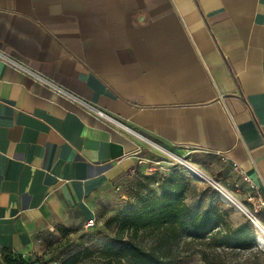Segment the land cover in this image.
Here are the masks:
<instances>
[{"label":"crops","instance_id":"obj_1","mask_svg":"<svg viewBox=\"0 0 264 264\" xmlns=\"http://www.w3.org/2000/svg\"><path fill=\"white\" fill-rule=\"evenodd\" d=\"M0 251L30 256L114 196L144 143L224 160L264 195V0H0Z\"/></svg>","mask_w":264,"mask_h":264},{"label":"rangeland","instance_id":"obj_2","mask_svg":"<svg viewBox=\"0 0 264 264\" xmlns=\"http://www.w3.org/2000/svg\"><path fill=\"white\" fill-rule=\"evenodd\" d=\"M151 144L156 145L152 142ZM157 146L159 147L144 143L141 154H139L140 157H137L126 176L115 185L114 196L95 213V226L93 229L73 233L67 239L52 236L30 256L22 258L26 262H37L36 264H63V260L67 256L80 249L85 250L90 247L94 251H98L105 246H118L125 243L126 239L117 240L115 238L117 223L107 226L110 220L123 213L129 205H134L139 197L157 195L159 177L171 173H180L190 183L185 197V203L188 206L203 210L208 203L215 200L219 201L223 208L228 211L227 220L232 227L247 223L251 228L255 240L253 246L248 250H226L223 253L225 262L229 264H264V247L257 243L250 219L246 215L237 213L230 205L225 204L213 186L194 179L181 163L186 162L208 176L212 181L234 195L250 211L248 205L244 202L243 195H238L236 192L235 185L240 186L239 179L225 171L224 160L199 151ZM213 193L214 198L212 197ZM253 217L264 224V212L253 215ZM143 240L142 245H150V236L145 237ZM199 251L207 255L216 252L222 254L220 250L214 247L207 248L199 246L197 243L182 241L175 245L173 250V254H175L173 264H203ZM88 262L89 259H83L76 264H87ZM0 264L5 263L0 259Z\"/></svg>","mask_w":264,"mask_h":264},{"label":"trees","instance_id":"obj_3","mask_svg":"<svg viewBox=\"0 0 264 264\" xmlns=\"http://www.w3.org/2000/svg\"><path fill=\"white\" fill-rule=\"evenodd\" d=\"M190 183L180 173L159 177L158 194L139 197L134 205L110 220L107 226L117 223L115 238L126 239L118 246L80 249L63 260V264H76L89 259L87 264H173L175 245L184 241L207 248L214 247L221 253L207 255L200 252L203 264H229L223 259L226 250H248L254 236L247 223L232 227L228 211L219 201L208 203L203 210L185 203ZM214 198V193L212 195ZM60 238L73 234L57 229ZM150 236V245H142ZM5 264H36L26 262L22 256L0 251Z\"/></svg>","mask_w":264,"mask_h":264},{"label":"built area","instance_id":"obj_4","mask_svg":"<svg viewBox=\"0 0 264 264\" xmlns=\"http://www.w3.org/2000/svg\"><path fill=\"white\" fill-rule=\"evenodd\" d=\"M0 61L10 66L15 71L29 77L32 81L37 82L48 89H50L56 96L61 97L62 99L68 101L69 103L75 105L77 108L82 109L95 119H98L104 122L106 125L117 128L119 130L125 131L126 128L124 125L118 121L113 116L108 113L93 107L89 103L77 98L73 94L68 91L62 89L61 87L55 85L52 81L46 79L42 75L37 72L30 70L26 65L20 63L12 58H10L7 54L0 52ZM231 168L238 174V176L243 180V182L248 187V192L246 193L244 202L248 205L250 211L249 214L251 216L258 215L264 212V195H260L256 189V187L248 180V178L237 168V165L232 163ZM248 217V216H247ZM249 218V217H248ZM250 219V218H249ZM251 221V220H250ZM95 226V220L89 219L85 223V229L90 230Z\"/></svg>","mask_w":264,"mask_h":264},{"label":"bare ground","instance_id":"obj_5","mask_svg":"<svg viewBox=\"0 0 264 264\" xmlns=\"http://www.w3.org/2000/svg\"><path fill=\"white\" fill-rule=\"evenodd\" d=\"M150 145L153 146L152 144ZM181 163L194 179H197L201 182H204V183H207L213 186L217 190L221 200L225 204L230 205L237 213L246 215L250 218L252 226L256 234L257 243L260 246L264 247V224H261L258 220H256L255 217L251 216L247 208L244 205H242L237 200V198L234 195H232L230 192H228L223 187H221L220 185L212 181L208 176H206L205 174H203L202 172H200L199 170H197L195 167L191 166L190 164L186 162H181Z\"/></svg>","mask_w":264,"mask_h":264}]
</instances>
